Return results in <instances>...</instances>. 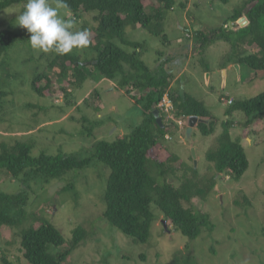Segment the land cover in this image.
Listing matches in <instances>:
<instances>
[{"label":"rangeland","instance_id":"obj_1","mask_svg":"<svg viewBox=\"0 0 264 264\" xmlns=\"http://www.w3.org/2000/svg\"><path fill=\"white\" fill-rule=\"evenodd\" d=\"M245 1L175 0L167 17L168 42L142 26L131 25L126 29L129 41L141 44V57L149 67L173 68L175 75L180 73L178 90L193 93L205 101L216 117L212 134H204L196 124L189 135L186 127L172 124L169 116L163 114L165 122L173 126L167 138L161 139L164 147L179 157L171 165L184 166L178 174L186 173L184 169L188 167L197 174L200 189L193 202L199 210L211 215L214 229L191 239L176 230L153 204L157 220L150 240L134 241L104 216L107 207L104 194L111 169L95 159L89 167L71 170L61 178L49 182L38 178L29 183L28 219L22 227L37 223L38 227L45 218L68 241L77 226L83 225L88 231L65 264H175L177 257L185 259L189 254L196 264H264V118H257L250 125L246 113L227 102L232 99L237 104L258 96L264 92V79L246 81V66L231 59L234 51L226 40L213 43L205 56L190 55L198 28L210 31L224 23H229L230 29L244 26L243 19L236 24L231 17ZM50 2L55 6V0ZM184 3L186 8L182 6ZM25 4L0 9V31L14 30L19 34L18 41L0 55V90L8 93L0 108V144L13 145L16 141L31 144L34 156L64 152L87 157L94 153L97 141H114L129 135L143 121L140 107L118 88V80L100 75L89 60L83 64L89 78L82 87L61 80L59 68L49 67L54 52L33 49L24 29L15 26L17 13L23 11ZM154 10L152 4L147 6V12ZM58 12L62 18L73 21L74 31L85 20L96 25L94 12H81L78 21L73 20L66 7ZM120 45L128 51L135 50ZM241 45L247 53L260 50L245 43ZM177 56L180 60L184 58L183 66L173 62ZM231 62L234 64L228 68ZM44 71L53 78L56 90L48 97L41 96L32 86L35 75ZM207 71L211 72L210 79ZM65 90L70 95L66 96ZM99 119L103 121L100 123ZM227 124L232 140L243 144L250 161L249 169L240 178L231 172L216 174L214 162L208 160L209 150L218 146ZM247 129L250 134L245 137L243 133ZM151 162H148L150 170L157 176L158 168ZM212 176H216L215 189L210 187L211 180L207 178ZM173 182L181 183L180 179ZM26 188L24 182L0 169L1 191L16 194ZM53 251L59 249L53 248ZM4 256L15 264H29L23 256L19 229L5 226L0 230V261Z\"/></svg>","mask_w":264,"mask_h":264},{"label":"trees","instance_id":"obj_2","mask_svg":"<svg viewBox=\"0 0 264 264\" xmlns=\"http://www.w3.org/2000/svg\"><path fill=\"white\" fill-rule=\"evenodd\" d=\"M23 3L26 0H0V9ZM65 3L74 21L81 18V12L96 13V25L85 20L79 30H89V46L74 49L68 55H59L53 51L55 57L50 60L49 67L59 68L60 79L79 88L89 78L83 64L91 61L100 75L109 80H118V88L140 107L143 121L127 136L114 141H97L94 153L87 157L64 152L34 156L31 144L21 141L13 145L1 143L0 169H5L14 179L24 182L27 188L16 194L0 190V230L5 226L19 229L23 256L29 264H65L72 251L87 237L88 231L79 225L68 241L61 230L45 218L40 220L38 227V223L22 227L28 219L29 183L38 178H43L45 182L61 178L71 170L89 167L97 159L111 169L104 194L107 204L104 216L112 226L134 241L147 243L150 240L152 227L157 220L153 204L176 230L191 239L198 238L206 230L212 231L215 224L211 215L199 210L193 202L200 189L196 180L198 176H195L197 174L189 167L184 169L186 173L178 174L180 167L184 166L171 165L179 157L173 156L161 143L173 125L169 126L165 122L159 104L165 94L169 93L178 110L176 115L198 116L201 120L197 126L206 135L214 132L216 117L202 100L173 87L175 74L171 69L149 67L141 57V44L127 38V27L135 25L148 29L168 42L165 29L168 11L173 10L175 0H65ZM150 4L155 7L151 13L147 12ZM182 6L186 8V3ZM243 18L248 19L249 23L239 29L227 28L229 23H224L220 28L210 31L198 30L193 52L205 56L213 43L226 40L231 43L234 51L231 59L247 67L250 72L247 81L253 82L258 78L264 79V0H246L244 6L237 8L231 17L236 24ZM24 33L29 38L27 29H24ZM18 39L19 34L14 30L0 31V55L7 52ZM117 41L135 50L128 51ZM244 43L260 50L247 53L242 49L241 44ZM45 71L35 75L32 86L41 96L48 97L56 90L53 78ZM65 92L66 96L70 95ZM7 95L6 91L0 90V108ZM233 104L246 113L250 125L255 123V119L264 118V92ZM156 109L161 111L163 125L155 117ZM99 120L100 123L103 121ZM249 134L247 129L243 136ZM150 160L151 165L158 168L157 176L150 170ZM208 160L214 162L216 174L231 172L237 178L242 177L250 166L245 147L239 140H232L228 124L219 138L218 146L209 150ZM215 177H207L211 180L210 187L214 189ZM178 179L180 185L173 182ZM64 246L69 247L62 250ZM53 248L59 251L54 252ZM0 264L15 263L4 256ZM175 264L196 263L189 254L185 259L177 257Z\"/></svg>","mask_w":264,"mask_h":264},{"label":"clouds","instance_id":"obj_3","mask_svg":"<svg viewBox=\"0 0 264 264\" xmlns=\"http://www.w3.org/2000/svg\"><path fill=\"white\" fill-rule=\"evenodd\" d=\"M65 7V0H55V6L50 0H26L23 11L17 13L15 26L27 29L33 49L68 55L89 46L91 41L88 29L74 31L73 21L60 16L58 9Z\"/></svg>","mask_w":264,"mask_h":264},{"label":"built area","instance_id":"obj_4","mask_svg":"<svg viewBox=\"0 0 264 264\" xmlns=\"http://www.w3.org/2000/svg\"><path fill=\"white\" fill-rule=\"evenodd\" d=\"M226 27L229 28V25L227 24ZM188 35L190 36V33H188ZM227 102L233 104V100H228ZM159 107L162 109V114H167L169 116V118L172 121V124L177 125L179 127H186L189 117L185 114L182 117H178L176 115L178 110L175 106V102L173 98L170 96L169 93L165 94V96L163 97L162 101L159 104Z\"/></svg>","mask_w":264,"mask_h":264},{"label":"crops","instance_id":"obj_5","mask_svg":"<svg viewBox=\"0 0 264 264\" xmlns=\"http://www.w3.org/2000/svg\"><path fill=\"white\" fill-rule=\"evenodd\" d=\"M199 30L200 29H203V28H198ZM194 43V42H193ZM191 50H192V53H190V55L192 54H194L193 53V45L191 46ZM181 58V60L179 59V57L177 56L176 57V59L173 61L177 66H183V60L182 59H184V58H182V57H180ZM232 64H234L233 62H231L230 64H229V66H228V68L232 65ZM179 66V67H180ZM186 66V64L184 65V67ZM172 71H173V68H170ZM207 70H209L208 68H207ZM183 70H181V72H182ZM246 71H247V76H246V81H247V79H248V77H249V75H250V72H249V70L247 69V67H246ZM174 72H176V71H174ZM206 74H207V76H208V78L210 79L211 78V72H209V71H207L206 72ZM180 77V73L178 74V75H175V78H174V81H173V87H175V88H177L178 89V87H177V81L180 79L179 78ZM209 81V80H208ZM250 82V81H249ZM209 83V82H208ZM210 84V83H209ZM190 93V92H189ZM190 94H192V95H194L193 93H190ZM195 97H197L196 95H194ZM198 99H200L199 97H197ZM201 100V99H200ZM230 100H232V99H230ZM203 101V100H202ZM204 103H205V101H203ZM206 105V104H205ZM208 108V107H207ZM189 127V126H188ZM187 128V127H186ZM188 129V128H187ZM193 129H195V127L193 128ZM249 140H252L250 137L248 138Z\"/></svg>","mask_w":264,"mask_h":264},{"label":"water","instance_id":"obj_6","mask_svg":"<svg viewBox=\"0 0 264 264\" xmlns=\"http://www.w3.org/2000/svg\"><path fill=\"white\" fill-rule=\"evenodd\" d=\"M243 20H244L245 23H249V20H248V19L243 18ZM154 114H155V117L157 118L158 122H159L161 125H163V118H162V116H161L160 110H159V109H156V110L154 111ZM200 120H201V119H200L198 116H196V115L190 117V126H189L188 129H187V132H188L189 135H191L193 128L195 127V125H196ZM164 225H165V228L167 229L168 227H167V221H166V220H164Z\"/></svg>","mask_w":264,"mask_h":264}]
</instances>
